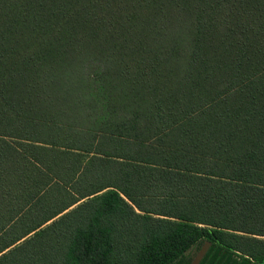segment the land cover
<instances>
[{"label": "trees", "instance_id": "trees-1", "mask_svg": "<svg viewBox=\"0 0 264 264\" xmlns=\"http://www.w3.org/2000/svg\"><path fill=\"white\" fill-rule=\"evenodd\" d=\"M201 243L264 262V0H0V264Z\"/></svg>", "mask_w": 264, "mask_h": 264}, {"label": "rangeland", "instance_id": "rangeland-1", "mask_svg": "<svg viewBox=\"0 0 264 264\" xmlns=\"http://www.w3.org/2000/svg\"><path fill=\"white\" fill-rule=\"evenodd\" d=\"M75 207V206H74ZM72 207V208H74ZM71 208V209H72ZM25 221H30V220H25ZM69 221V220H67ZM31 222V221H30ZM51 223V222H50ZM50 223H48L47 225H49ZM46 226V225H45ZM53 233L52 231H47L46 233H44V235H40V236H37L35 238H33V240H31L26 246L30 247V246H37L39 244L42 243V239L43 237L45 236H51ZM34 233H32L30 236L26 237L24 240H22L21 242H19L20 244L26 242L27 239H29L30 237H33ZM17 243V245L19 244ZM19 244V245H20ZM209 244H206V243H201L199 244L197 247L193 248L187 255L189 261L191 262V264H198L199 261L201 260L202 256L205 254V252L208 250ZM24 250V249H23ZM261 264H264L261 263Z\"/></svg>", "mask_w": 264, "mask_h": 264}, {"label": "crops", "instance_id": "crops-1", "mask_svg": "<svg viewBox=\"0 0 264 264\" xmlns=\"http://www.w3.org/2000/svg\"><path fill=\"white\" fill-rule=\"evenodd\" d=\"M208 246H209V245H208ZM206 252H207V251H206ZM206 252H205V253H206ZM204 255H205V254H204ZM204 255H203V256H204ZM203 256H202V257H203ZM201 259H202V258H201Z\"/></svg>", "mask_w": 264, "mask_h": 264}]
</instances>
